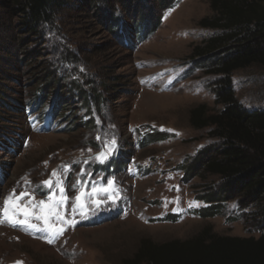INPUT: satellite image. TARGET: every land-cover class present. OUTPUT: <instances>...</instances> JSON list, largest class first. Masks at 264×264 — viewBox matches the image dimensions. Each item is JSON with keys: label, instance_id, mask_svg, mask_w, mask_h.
Masks as SVG:
<instances>
[{"label": "rangeland", "instance_id": "374dc122", "mask_svg": "<svg viewBox=\"0 0 264 264\" xmlns=\"http://www.w3.org/2000/svg\"><path fill=\"white\" fill-rule=\"evenodd\" d=\"M130 3L99 0L95 8L66 1L33 38L0 4V206L13 190L17 196L27 191L24 201L58 197V188L43 184L52 178L61 180L69 198L59 211L75 220L53 243L46 231L0 224V264H128L143 241L184 240L203 229L259 236L245 219L231 220L234 203L223 217L189 214L202 206L196 197L214 180L187 174L213 142L207 130L191 127L190 111L199 104L218 108L215 77L191 58L211 34L198 25L209 14V0H178L135 50L118 42L109 22L114 17L131 25ZM232 80L243 106L264 108L263 69L236 72ZM159 133L167 139L151 142ZM101 152L103 163L96 160ZM108 180L114 181L112 198L98 193L94 199L104 201L98 209L85 198L86 214L73 216L77 189L91 194ZM166 216L179 219L160 222ZM31 222L44 228L42 221Z\"/></svg>", "mask_w": 264, "mask_h": 264}, {"label": "trees", "instance_id": "16d2710c", "mask_svg": "<svg viewBox=\"0 0 264 264\" xmlns=\"http://www.w3.org/2000/svg\"><path fill=\"white\" fill-rule=\"evenodd\" d=\"M66 1L2 0L0 4L17 18L16 28L33 38ZM77 1L96 8L99 0ZM149 2L155 4L131 0V25L109 18L116 39L128 50L148 40L159 29L162 15L176 7L178 0ZM198 25L211 34L196 46L191 58L198 70L215 77L213 102L218 108L211 112L199 104L190 111L191 127L207 130L213 142L195 156L187 174L214 180L196 197L202 206L189 214L202 220L223 217L234 203L228 215L231 220L245 219L259 236H220L203 229L184 240L143 241L128 264H264V108L243 106L235 96L232 80L242 70H264V0H209V14ZM77 89L83 95L81 88ZM82 100L88 99L82 96ZM167 136L159 133L151 142L164 141ZM178 219L166 216L160 222L175 223Z\"/></svg>", "mask_w": 264, "mask_h": 264}, {"label": "snow or ice", "instance_id": "6c2138e0", "mask_svg": "<svg viewBox=\"0 0 264 264\" xmlns=\"http://www.w3.org/2000/svg\"><path fill=\"white\" fill-rule=\"evenodd\" d=\"M115 140L112 141V145L109 146L108 154L114 150ZM107 159V155L101 152L96 156V160L103 163ZM51 177H57L56 170H53ZM81 181H77V185L81 184ZM43 184L49 189L56 187L59 189V196L54 193L47 197V201L39 200L33 201L31 198L28 201H24V197L28 196L27 191L21 192L19 196L16 195L15 190L5 197L3 205L0 206V224L7 223L8 226L26 227L29 230L46 231L50 235V239L47 240L48 243H53V241L63 235L66 230L64 225L71 224L75 225V220L68 221L65 219V214L59 211L66 202L68 197L65 195V189L61 180H53L50 178L43 182ZM78 194L74 198V203L72 204V215H81L82 217L86 214V199L92 201L95 207L98 209L101 204L104 203L102 199H94L98 193H108V198L111 199L113 193L116 191L114 188V181L108 180L107 187L97 189L93 187L92 193L89 194L81 189H77ZM191 206V205H190ZM235 207V205H233ZM23 217L20 219L19 217ZM35 219L37 221H42L44 228L40 229L36 224L31 221ZM19 264V262H18Z\"/></svg>", "mask_w": 264, "mask_h": 264}]
</instances>
